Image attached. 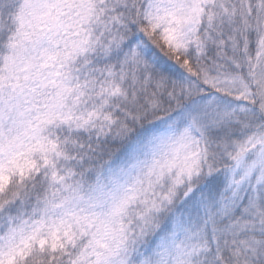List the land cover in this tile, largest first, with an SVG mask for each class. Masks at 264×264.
I'll use <instances>...</instances> for the list:
<instances>
[{
    "label": "snow or ice",
    "instance_id": "6c2138e0",
    "mask_svg": "<svg viewBox=\"0 0 264 264\" xmlns=\"http://www.w3.org/2000/svg\"><path fill=\"white\" fill-rule=\"evenodd\" d=\"M0 264H264V0H0Z\"/></svg>",
    "mask_w": 264,
    "mask_h": 264
}]
</instances>
